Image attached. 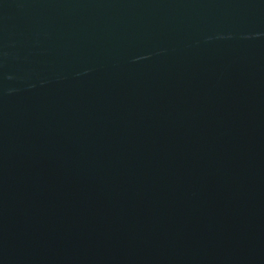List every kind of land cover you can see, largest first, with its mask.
I'll use <instances>...</instances> for the list:
<instances>
[{
    "label": "water",
    "instance_id": "95a60500",
    "mask_svg": "<svg viewBox=\"0 0 264 264\" xmlns=\"http://www.w3.org/2000/svg\"><path fill=\"white\" fill-rule=\"evenodd\" d=\"M0 264H264V0H0Z\"/></svg>",
    "mask_w": 264,
    "mask_h": 264
}]
</instances>
